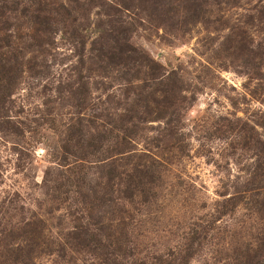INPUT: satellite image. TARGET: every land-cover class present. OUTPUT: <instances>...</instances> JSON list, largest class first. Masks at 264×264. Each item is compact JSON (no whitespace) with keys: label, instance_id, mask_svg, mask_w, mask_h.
<instances>
[{"label":"rangeland","instance_id":"obj_1","mask_svg":"<svg viewBox=\"0 0 264 264\" xmlns=\"http://www.w3.org/2000/svg\"><path fill=\"white\" fill-rule=\"evenodd\" d=\"M0 264H264V0H0Z\"/></svg>","mask_w":264,"mask_h":264}]
</instances>
